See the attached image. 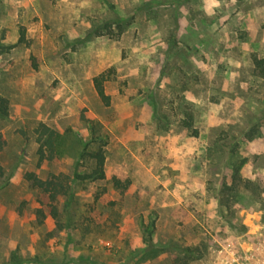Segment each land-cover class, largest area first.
<instances>
[{
    "label": "rangeland",
    "instance_id": "374dc122",
    "mask_svg": "<svg viewBox=\"0 0 264 264\" xmlns=\"http://www.w3.org/2000/svg\"><path fill=\"white\" fill-rule=\"evenodd\" d=\"M255 58L264 0H0V264H264ZM40 124L57 138L38 167ZM100 148L105 178L77 179Z\"/></svg>",
    "mask_w": 264,
    "mask_h": 264
},
{
    "label": "trees",
    "instance_id": "16d2710c",
    "mask_svg": "<svg viewBox=\"0 0 264 264\" xmlns=\"http://www.w3.org/2000/svg\"><path fill=\"white\" fill-rule=\"evenodd\" d=\"M119 27H120V33H122L123 29L121 26ZM255 63L257 67L263 69L264 60L255 58ZM113 75H114V69H110V70L100 73L93 79L96 92L105 106H109L111 103V98L106 93V90H105V83L111 80ZM262 75L264 76V72L262 73ZM0 115L2 116L9 115V101L8 99L2 96H0ZM192 119H193L192 115L188 114L187 119H185L183 122L186 128L188 129L192 128L193 126ZM195 133L197 134L196 131ZM36 134L38 136L37 142L40 145L38 149V156H39L38 167H39L42 164V162H44L45 160L51 161L55 159L57 134L53 129H51L46 124H40L39 127L36 129ZM5 144H6L5 140L0 134V151L3 150ZM88 155L92 159H94L95 167L86 174L77 175V179L81 181H93L97 179H104L105 178V153L103 149L100 148L99 150L91 154H88ZM3 174H4L3 167L0 164V177H2ZM25 177L27 181L31 183V186L33 188L42 190L43 192L49 194L50 200L52 202L55 201L59 195H62L65 193L66 189L64 185L56 184L55 182H52L51 180H42L38 178L34 172L27 173ZM113 183L117 189H121V190L127 189L128 184H129V182H122L120 179L116 177L113 178ZM185 252H186L185 253L186 258H184V260H180L179 258H177V262H183V264H190L189 259L193 251L191 248H187Z\"/></svg>",
    "mask_w": 264,
    "mask_h": 264
}]
</instances>
